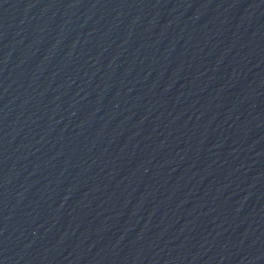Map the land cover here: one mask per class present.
<instances>
[{"label":"water","instance_id":"1","mask_svg":"<svg viewBox=\"0 0 264 264\" xmlns=\"http://www.w3.org/2000/svg\"><path fill=\"white\" fill-rule=\"evenodd\" d=\"M264 129V0H0V264H167Z\"/></svg>","mask_w":264,"mask_h":264}]
</instances>
